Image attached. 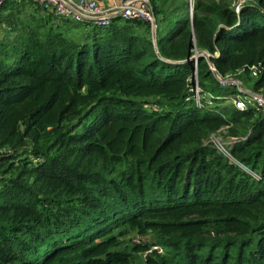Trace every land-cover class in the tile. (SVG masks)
<instances>
[{
  "label": "trees",
  "instance_id": "obj_1",
  "mask_svg": "<svg viewBox=\"0 0 264 264\" xmlns=\"http://www.w3.org/2000/svg\"><path fill=\"white\" fill-rule=\"evenodd\" d=\"M240 1L150 0L154 39L7 0L0 264H264V114L216 77L264 95V0Z\"/></svg>",
  "mask_w": 264,
  "mask_h": 264
},
{
  "label": "built area",
  "instance_id": "obj_2",
  "mask_svg": "<svg viewBox=\"0 0 264 264\" xmlns=\"http://www.w3.org/2000/svg\"><path fill=\"white\" fill-rule=\"evenodd\" d=\"M45 13L54 15L57 18L69 19L74 22H91L99 28H106L112 25L116 18H122L124 21H139L151 26L153 32L157 30L158 24L153 12L150 0H115V4L105 8L100 6L97 0H33ZM7 0H0V16L2 8ZM245 0L240 1L236 7L239 14ZM120 3V4H118ZM263 67L257 66L250 69L251 75L257 78L262 73ZM219 77V76H218ZM223 86H234L238 88L239 94L233 96L234 104L240 111L255 109L264 114V95L254 92H244L239 80L228 77L227 79L218 78ZM193 91L197 105L201 107L200 89L194 81ZM234 141L226 144L222 139L215 135L212 143L218 152L231 158L229 146ZM244 170L248 171L245 167ZM249 172V171H248ZM258 178V177H256ZM136 241V240H135ZM162 253V249L154 248Z\"/></svg>",
  "mask_w": 264,
  "mask_h": 264
},
{
  "label": "rangeland",
  "instance_id": "obj_3",
  "mask_svg": "<svg viewBox=\"0 0 264 264\" xmlns=\"http://www.w3.org/2000/svg\"><path fill=\"white\" fill-rule=\"evenodd\" d=\"M90 27H92V26H89V28ZM3 34H4V31H3V28H2V25L0 24V37H2L3 36ZM194 80H196V78H195V76H194ZM237 80H239V79H237ZM240 81V80H239ZM240 83H241V85H242V90L244 91V92H253L252 90H251V87H250V85L249 84H247L245 81H240ZM238 89V88H237ZM209 99V98H208ZM200 101H201V98H200ZM197 103V102H196ZM223 106H230V105H234L235 106V104H234V100H233V98H230L229 100H227V101H223V104H222ZM216 136H217V138H220V139H222L226 144H228V143H230V142H232L233 141V139H231V138H229L228 136H227V129H224L222 132H220V133H217L216 134ZM230 159V158H229ZM129 242H131V240H132V242L133 241H135L136 239H137V235H132V236H130V237H127L126 238Z\"/></svg>",
  "mask_w": 264,
  "mask_h": 264
},
{
  "label": "crops",
  "instance_id": "obj_4",
  "mask_svg": "<svg viewBox=\"0 0 264 264\" xmlns=\"http://www.w3.org/2000/svg\"><path fill=\"white\" fill-rule=\"evenodd\" d=\"M100 4V6L108 8L115 4V0H97ZM120 4V3H118Z\"/></svg>",
  "mask_w": 264,
  "mask_h": 264
},
{
  "label": "water",
  "instance_id": "obj_5",
  "mask_svg": "<svg viewBox=\"0 0 264 264\" xmlns=\"http://www.w3.org/2000/svg\"><path fill=\"white\" fill-rule=\"evenodd\" d=\"M153 35H154V39H156V31L153 32ZM200 56H205V57L209 58V55L204 53V54H199V55L193 57L192 59H190V61H194L195 59H197ZM213 70H214V72H216L214 68H213ZM216 77L219 78L217 74H216ZM193 81H195L194 78H193Z\"/></svg>",
  "mask_w": 264,
  "mask_h": 264
}]
</instances>
